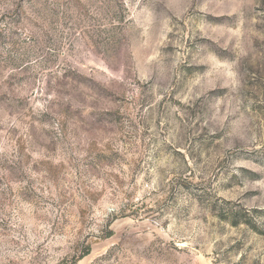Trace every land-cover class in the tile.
<instances>
[{"label": "rangeland", "instance_id": "rangeland-1", "mask_svg": "<svg viewBox=\"0 0 264 264\" xmlns=\"http://www.w3.org/2000/svg\"><path fill=\"white\" fill-rule=\"evenodd\" d=\"M0 264H264V0H0Z\"/></svg>", "mask_w": 264, "mask_h": 264}, {"label": "trees", "instance_id": "trees-1", "mask_svg": "<svg viewBox=\"0 0 264 264\" xmlns=\"http://www.w3.org/2000/svg\"><path fill=\"white\" fill-rule=\"evenodd\" d=\"M88 254H89V252H87V253L85 254V256L88 255Z\"/></svg>", "mask_w": 264, "mask_h": 264}]
</instances>
